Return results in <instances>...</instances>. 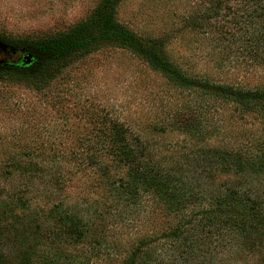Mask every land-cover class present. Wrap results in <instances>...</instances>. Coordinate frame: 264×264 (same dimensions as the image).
<instances>
[{"label": "rangeland", "instance_id": "1", "mask_svg": "<svg viewBox=\"0 0 264 264\" xmlns=\"http://www.w3.org/2000/svg\"><path fill=\"white\" fill-rule=\"evenodd\" d=\"M98 2L0 0V32L38 37L64 31L85 19ZM208 4L207 0H122L117 18L144 37L168 36V53L192 76L245 87L263 85L264 66L254 65L238 48L228 46L232 36L225 31L227 22L211 19L199 29L186 28L196 9ZM190 107L208 109L206 123L215 130L207 141L210 146L238 147L264 133L258 118H242L226 104L175 89L129 51L112 46L75 61L42 88L0 81V198L24 192L29 208L18 212L32 211L40 220L32 221V240L35 232L45 242L56 233V222L48 216V207L54 204L82 219L85 241L58 240L55 245L62 258L57 264H120L139 240L166 230L172 220L149 195L134 206L116 201L109 192L105 178L122 173L102 152L110 146L108 129L114 122L122 124L128 137L138 138L154 161L182 162L194 152L197 140L176 130L174 123L190 116ZM12 163H36L45 170L39 177L25 175ZM187 176L194 191L204 189L208 181L197 180L195 172ZM164 243H159L161 264H198V258L184 262L165 252L169 247ZM207 245L202 248L203 264H263L250 251L235 255L223 240L216 238ZM9 252L13 263L19 253Z\"/></svg>", "mask_w": 264, "mask_h": 264}, {"label": "trees", "instance_id": "2", "mask_svg": "<svg viewBox=\"0 0 264 264\" xmlns=\"http://www.w3.org/2000/svg\"><path fill=\"white\" fill-rule=\"evenodd\" d=\"M207 1L208 6L197 8L186 28L199 29L211 19L227 22L225 31L232 36L228 46L238 48L254 65L264 66V0ZM121 2L99 0L85 19L45 36L12 37L0 32V43L6 46V52L0 49L4 56L0 65L7 64L0 67V81L42 88L75 61L112 46L129 51L169 86L226 104L242 118H258L264 129V84L245 87L188 74L168 53V36L144 37L118 20ZM26 56L32 58L28 65L23 64ZM205 109L193 111L190 107V116L174 123L176 130L197 140L194 152L182 162L154 161L138 138L128 137L122 124L114 122L108 129L110 146L102 152L112 157L122 173L114 179L105 178L109 192L116 201L134 206L149 195L172 220L166 230L139 240L120 264H161V241L168 243L165 252L175 253L184 262L198 258V264H203L202 248L216 238L225 241L235 255L250 251L264 264V133L238 147L210 146L207 141L215 130L206 123L209 112ZM12 167L36 177L45 170L36 163H12ZM190 172L197 174V180H208L202 183L204 189L190 188ZM23 208L29 205L22 190L0 198V264H57L62 258L55 245L58 240L85 241L82 219L63 210L62 204L48 207V216L57 226L53 237L45 242L43 235L35 232L32 240V221L40 220L32 211L19 213ZM9 250L19 253L13 263Z\"/></svg>", "mask_w": 264, "mask_h": 264}, {"label": "water", "instance_id": "3", "mask_svg": "<svg viewBox=\"0 0 264 264\" xmlns=\"http://www.w3.org/2000/svg\"><path fill=\"white\" fill-rule=\"evenodd\" d=\"M0 49H2L3 51H6V46L4 44L0 43ZM31 61H32V58L30 56H26L23 64L28 65L31 63ZM0 63H2V61H0ZM4 65H7V64L5 63L3 65H0V67L4 66ZM17 65H19V64H17Z\"/></svg>", "mask_w": 264, "mask_h": 264}, {"label": "flooded vegetation", "instance_id": "4", "mask_svg": "<svg viewBox=\"0 0 264 264\" xmlns=\"http://www.w3.org/2000/svg\"><path fill=\"white\" fill-rule=\"evenodd\" d=\"M5 52H6V51H5ZM5 52H4V53H5ZM2 57H3V59H4V56H3V55H2Z\"/></svg>", "mask_w": 264, "mask_h": 264}]
</instances>
